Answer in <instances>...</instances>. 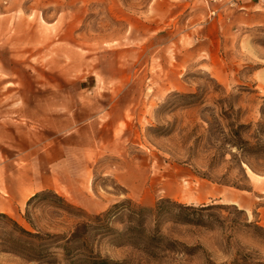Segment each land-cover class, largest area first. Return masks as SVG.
<instances>
[{"label": "rangeland", "instance_id": "374dc122", "mask_svg": "<svg viewBox=\"0 0 264 264\" xmlns=\"http://www.w3.org/2000/svg\"><path fill=\"white\" fill-rule=\"evenodd\" d=\"M116 204L110 226L147 208L165 246L89 234L94 253L264 264V0H0V212L56 241L27 260L4 220L0 264H70L62 244Z\"/></svg>", "mask_w": 264, "mask_h": 264}, {"label": "trees", "instance_id": "16d2710c", "mask_svg": "<svg viewBox=\"0 0 264 264\" xmlns=\"http://www.w3.org/2000/svg\"><path fill=\"white\" fill-rule=\"evenodd\" d=\"M242 141V139H232L231 142L239 149H242L243 146L240 145V142ZM43 196V192L36 193L29 200V203L36 199L42 198ZM59 201L60 202L57 203L59 207L65 206L64 204L66 200L64 197L60 196ZM167 201L173 203L174 205L191 209L190 206H184L182 203H176L175 201L171 200ZM66 204L67 208L71 206L68 203ZM214 207L222 206L216 204H210L200 207L194 206V208H192L194 212L191 214L193 216L191 218L189 217L187 221L190 223L205 225V223H203V217L205 216L204 213ZM121 208H123L121 204H116L111 210L95 214L94 219H91L93 224L84 222L78 225L77 229L72 233L71 237L68 238L66 242L61 246V248H63L64 250L65 255L67 257H70V264H122V262L119 260L102 256L100 253H94V251L89 248V234L101 235L103 237H113V242H117L120 245L130 243L135 247L140 248L144 253L146 252L147 254L153 256H155V252L154 250H152V247L154 249L158 248L162 250V247L165 246V240L164 236L160 234L159 225L154 229L152 233H146L144 218L147 208H140L139 210L131 209V217L135 219V223L128 226L125 231L116 230L109 225L108 220L111 217V214L115 210ZM168 210L169 207L164 206L163 201H160L156 205L154 211L156 217L161 218V216ZM4 220H8L12 228L9 232V237L5 239L6 244L8 245V248L11 252L13 251L27 260H37L43 263L56 261L55 258H53V254L51 251V247L56 241L49 240L51 236H44L41 233L27 229L14 218L9 217V215H7L6 213L0 212V223ZM136 239L142 241V244L145 245H138V243H136L135 241ZM79 254L81 256L77 258L76 256H78ZM238 264H248V262Z\"/></svg>", "mask_w": 264, "mask_h": 264}]
</instances>
